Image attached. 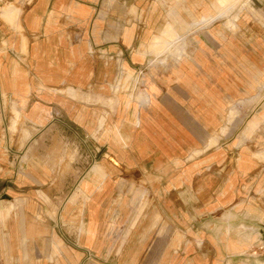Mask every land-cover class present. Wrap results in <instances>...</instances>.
<instances>
[{"label":"crops","instance_id":"0c3cea01","mask_svg":"<svg viewBox=\"0 0 264 264\" xmlns=\"http://www.w3.org/2000/svg\"><path fill=\"white\" fill-rule=\"evenodd\" d=\"M27 2L0 8V264H115V182L153 203L121 264H264V163L210 133L223 123L220 81L189 61L159 78L147 66L179 57V35L209 25L213 4L190 1L193 20L153 0ZM71 154L90 166L80 197L53 192Z\"/></svg>","mask_w":264,"mask_h":264},{"label":"rangeland","instance_id":"374dc122","mask_svg":"<svg viewBox=\"0 0 264 264\" xmlns=\"http://www.w3.org/2000/svg\"><path fill=\"white\" fill-rule=\"evenodd\" d=\"M27 1L29 0H0V8L8 4L23 8L28 5ZM153 1L166 9L170 8L167 14L171 12L177 19H201L200 11H194L190 15L185 9L190 1L196 0ZM209 1L213 4L211 11L215 15L214 20L206 26L196 24L187 33L183 31L175 44L180 50V56L177 57L174 52L167 51L159 54V57L158 55L150 57L147 66H152L148 70L153 75L155 71H158L155 76L159 78L168 76L176 66L185 61H189L196 67L207 66L206 71L213 80L220 81L223 87L221 91L225 94L223 123L219 129H210V133L221 136L218 138L221 140V145L231 148L233 152L237 153L246 148L254 152L259 161L264 163V0H227L231 6L237 3L234 7H230L229 4H220L216 7L214 4L216 0ZM222 11L223 13L220 14ZM196 69V73L199 72L201 76L200 68ZM121 82L123 84L119 85L117 91L125 92L129 83L128 77H123ZM233 110L235 112L231 114ZM223 127H225L224 132ZM249 129L253 130L248 133ZM31 137L35 145L40 144L39 135L33 134ZM36 140L39 141L36 142ZM82 145L85 148V143ZM71 155L72 163L68 160L65 169L53 171L60 183L53 186V192H65L67 195L75 194L80 197L84 191L79 183L81 178L88 174L90 166L85 163L88 161L86 160L81 168L77 167L79 156ZM195 156L193 154L190 159ZM82 158L84 159L83 155ZM129 174L132 180L138 178L136 170H131ZM114 176L118 178L121 172L115 171ZM62 182L67 184L63 186ZM117 183L115 182L113 191L114 263L121 264L122 257L128 256L131 252L122 250V242L127 240L130 229L137 227L139 215L151 208L153 203L147 201L149 197L145 187L135 184L122 186ZM124 193H130L131 196L142 193L144 194L142 199L146 201L126 202L127 206L123 209L121 202L117 199ZM122 211H130L129 217L123 218L120 214ZM167 224L165 219H162V227Z\"/></svg>","mask_w":264,"mask_h":264}]
</instances>
